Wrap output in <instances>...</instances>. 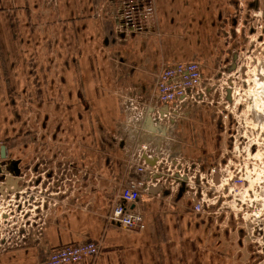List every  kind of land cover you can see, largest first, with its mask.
Masks as SVG:
<instances>
[{
  "label": "crops",
  "instance_id": "crops-1",
  "mask_svg": "<svg viewBox=\"0 0 264 264\" xmlns=\"http://www.w3.org/2000/svg\"><path fill=\"white\" fill-rule=\"evenodd\" d=\"M104 1L0 0V146L9 144L21 175L17 192L0 195V264H39L53 249L86 242L100 250L82 264H218L188 193L144 188L130 205L143 215V231L106 220L123 183L139 178L126 163L141 145L158 149L166 138L168 156L196 152L199 164L203 152H214L212 138L194 129L216 126L212 110L189 104L163 136L139 128L118 98L133 87L149 98L165 66L200 62L206 46L199 34L213 11L205 0L202 9L194 0H155L161 38L119 37L100 13ZM141 22L153 31V22ZM179 137L186 138L181 153L173 149Z\"/></svg>",
  "mask_w": 264,
  "mask_h": 264
},
{
  "label": "rangeland",
  "instance_id": "rangeland-1",
  "mask_svg": "<svg viewBox=\"0 0 264 264\" xmlns=\"http://www.w3.org/2000/svg\"><path fill=\"white\" fill-rule=\"evenodd\" d=\"M176 1L181 0L172 3ZM182 1L183 5L188 2ZM203 1L193 2L202 9ZM205 1V11L212 10L213 16L209 23H204L205 35L199 34V38L204 36L202 41L206 46L200 61L204 80L196 103L189 104H199V113L212 110L218 117L216 126L209 130L203 125L202 131L197 125L194 127L201 138H212L215 149L203 152L199 157L204 162L200 164L192 160L195 157L191 158L198 153L190 156L178 150L186 144L185 137L183 142L182 137L176 139L173 149L181 153L185 162L202 165L198 171L204 175L214 171L213 183L206 175L208 182L195 186L192 182L196 170L192 168L197 167L180 168L190 178L184 193H188V205L202 218L200 234L208 235L214 243L209 253L214 255L216 263L221 264L223 259V264L227 261L229 264H264V106L254 103L257 96L264 105V94L257 88L264 83V0ZM151 22L152 32L146 27L145 33L136 36L142 38L149 34L151 39L152 34H157L156 40L161 38L156 18L150 19L148 26ZM202 26L203 21L198 28ZM115 43L117 40H111V44ZM118 98L120 100V93ZM6 145L10 148L8 143L3 146L6 148ZM9 154L10 158L14 157V152ZM168 170L165 167L163 172ZM162 187L168 190L169 185ZM196 206L201 207L199 212L194 210Z\"/></svg>",
  "mask_w": 264,
  "mask_h": 264
},
{
  "label": "built area",
  "instance_id": "built-area-1",
  "mask_svg": "<svg viewBox=\"0 0 264 264\" xmlns=\"http://www.w3.org/2000/svg\"><path fill=\"white\" fill-rule=\"evenodd\" d=\"M106 12L113 26L114 33L119 37H128L132 34L146 32L141 21L153 19L155 13V0H105L100 13ZM202 66L197 61L175 63L165 66L157 75L154 90L146 98L136 87L120 92V101L130 111L136 121L149 117L154 125L164 127L168 134L174 124L188 110L189 103H196L198 90L203 86ZM166 139V138H165ZM155 149L147 144L141 145L134 161H127L126 172H133L139 178L126 180L120 188L119 202L115 204L107 215V222L130 231H143L146 227L143 215L132 209L141 198L144 188L169 185L170 193H176L179 183L184 182L186 188L190 184L188 176L180 168L190 165L197 168L193 185L202 181L208 182L206 175L211 177L213 183L214 171L204 175L199 164L193 165L183 159L168 156L165 152V140ZM162 146V147H161ZM168 167L166 173L163 169ZM173 169V170H172ZM171 173L168 174V172ZM208 185V184H207ZM196 212L200 206L194 208ZM100 250L95 242H86L78 245H66L51 250L47 257L39 264H82L85 258L94 261Z\"/></svg>",
  "mask_w": 264,
  "mask_h": 264
},
{
  "label": "water",
  "instance_id": "water-1",
  "mask_svg": "<svg viewBox=\"0 0 264 264\" xmlns=\"http://www.w3.org/2000/svg\"><path fill=\"white\" fill-rule=\"evenodd\" d=\"M227 99H229V92H227ZM145 119V121H143ZM139 128H144V131H154L157 133H161L163 134V136H165V129L164 127L160 126L159 124L154 125L151 121V119L149 117H143L141 119H139ZM5 148L2 146L0 147V182H3L5 185V188L0 189V195L2 194V192L4 193V191L10 192H17L19 188L14 189V187H17V184L20 182V171L17 168V163L16 162H7L6 161V156L4 153ZM5 172L7 174H5ZM180 188L178 190V193L181 195L184 192H186V186L184 184V182H180L179 183Z\"/></svg>",
  "mask_w": 264,
  "mask_h": 264
},
{
  "label": "flooded vegetation",
  "instance_id": "flooded-vegetation-1",
  "mask_svg": "<svg viewBox=\"0 0 264 264\" xmlns=\"http://www.w3.org/2000/svg\"><path fill=\"white\" fill-rule=\"evenodd\" d=\"M56 108H57V106L54 105V106H53V109H56ZM84 109H86V111H87L88 113H90L88 106H84ZM92 119H93V117H92ZM96 123H97L96 121L92 120V126H93V127H96L98 130H100L101 127L98 126V125L96 126ZM0 147H2V146H0ZM3 147H4V146H3ZM4 148H5V147H4ZM4 153H5L6 161H7V162H16L15 160H11V159L8 158L6 148H5V150H4ZM17 162H18V161H17Z\"/></svg>",
  "mask_w": 264,
  "mask_h": 264
},
{
  "label": "bare ground",
  "instance_id": "bare-ground-1",
  "mask_svg": "<svg viewBox=\"0 0 264 264\" xmlns=\"http://www.w3.org/2000/svg\"><path fill=\"white\" fill-rule=\"evenodd\" d=\"M257 88L259 89V92L260 93H263L264 94V83L258 84L257 85ZM254 99H255L254 100L255 105L261 104L262 106H264L263 103H262V101L260 102V100L258 99L257 96H255Z\"/></svg>",
  "mask_w": 264,
  "mask_h": 264
}]
</instances>
